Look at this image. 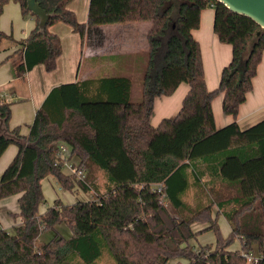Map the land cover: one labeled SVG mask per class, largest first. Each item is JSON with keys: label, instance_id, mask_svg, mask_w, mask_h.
Masks as SVG:
<instances>
[{"label": "trees", "instance_id": "16d2710c", "mask_svg": "<svg viewBox=\"0 0 264 264\" xmlns=\"http://www.w3.org/2000/svg\"><path fill=\"white\" fill-rule=\"evenodd\" d=\"M9 0H0V17ZM21 5L23 16L31 15L36 27L20 43L25 73L43 65L48 73L58 68L63 55L59 36L51 29L69 26L79 36L81 49L90 26L149 22L148 61L142 100L131 101L133 78L106 77L66 83L54 87L37 109L30 132L10 129V104L0 98V157L10 145L19 150L0 179V201L21 195L20 212L12 216L21 223L11 231L0 227V264H71L79 260L96 264L107 248L115 264H247L244 253L264 264V120L242 130L237 122L241 105L253 90V79L264 55V29L251 18L233 13L217 0H90L86 22L69 9L74 0H38L52 15L44 30L39 18ZM215 10L214 32L219 41L232 46V60L213 91L206 77L198 41L193 31L200 28L202 11ZM10 39L0 29V48ZM162 48L163 66L155 74ZM249 53L247 54V50ZM190 89L181 110L173 119L153 126L157 98L170 96L182 84ZM223 95V112L234 121L218 129L212 103ZM68 144L76 165L87 172L85 182L67 175L56 165L57 145ZM202 160L211 176L217 175L229 191L216 192L202 210L185 214V194L200 183ZM103 170L107 191L97 199L64 204L57 199L40 214L45 201L42 181L56 179L62 190L89 193L98 190L91 170ZM190 169L193 184L190 181ZM162 185L165 201L163 205ZM236 188V189H235ZM236 192L235 194L233 192ZM230 193V194H229ZM231 226L224 238L213 206ZM207 224L215 246L199 250L191 246L198 236L192 226ZM65 226L69 237L42 236ZM239 239L240 250H228Z\"/></svg>", "mask_w": 264, "mask_h": 264}, {"label": "crops", "instance_id": "0c3cea01", "mask_svg": "<svg viewBox=\"0 0 264 264\" xmlns=\"http://www.w3.org/2000/svg\"><path fill=\"white\" fill-rule=\"evenodd\" d=\"M214 17L215 10L213 7L204 9L201 14L200 28L193 31V37L198 41L201 48L206 85L211 91L219 87L222 71L232 60V46L221 43L214 32ZM138 23L145 22L90 26L87 30L83 49H81V42L79 45L80 64L77 69L75 82L97 80L106 77H131L128 73L133 71L137 66L135 56L146 52L148 55L147 34L151 24L148 22L150 25L146 28L139 25L123 24ZM117 25H123V29L122 27L120 29ZM35 27V18L23 16L21 5L17 1L9 0L4 5L0 17V29L10 39L4 40L0 48V98L3 102L10 104L11 115L13 112L16 117H26L24 121L29 123L26 129L21 130V126H15V124L10 126L11 130L19 128L20 134L24 136L29 134L36 111L41 107L50 91L54 87L66 84L56 83L47 75L55 73L58 68L52 73H48L43 65H38L31 71L21 74L18 71L19 66L25 62L24 48L20 43L29 37ZM110 27L114 29L112 35L105 32ZM54 33L59 36L62 42L64 54L65 43L63 36L61 32L57 31ZM96 33L100 34V38H94V34ZM189 89L188 84L182 83L172 95L157 98L154 114L151 119L152 125L156 127L162 120L176 117L181 110L183 100ZM23 99H26L28 103L19 104L17 102ZM222 105L223 95H220L212 103L216 127L218 129L234 121L232 116L224 114ZM25 107L28 112L27 115H23ZM262 120H264V55L258 67L257 75L253 79V90L248 94L246 102L241 105L237 122L240 128L245 130ZM18 150L17 145H10L0 157V179L5 169L17 155ZM195 164L197 170L204 174L203 178L209 184H221V179L217 175L211 176L207 171V165L202 160L196 161ZM20 197L21 195H14L0 201V227L2 229L11 231L21 223V218L15 219L12 216L20 212ZM231 209L232 204H227V207L223 210H219L217 205L213 206V217H217L224 238L229 237L232 229L223 212ZM40 214L43 213L40 212ZM192 228L195 233H198V236L191 240V245L196 241L200 247L207 245L215 246V234L213 231H207V224L197 222ZM236 241H238V247L233 248V244L228 250L241 249L240 240L237 239ZM168 264H188V262L185 260H174Z\"/></svg>", "mask_w": 264, "mask_h": 264}, {"label": "rangeland", "instance_id": "374dc122", "mask_svg": "<svg viewBox=\"0 0 264 264\" xmlns=\"http://www.w3.org/2000/svg\"><path fill=\"white\" fill-rule=\"evenodd\" d=\"M89 2L90 0H74L69 5V9L73 10L78 17L80 22H85L87 20L88 10H89ZM28 17H32L28 15ZM123 25H139L140 27H149V23H138V24H123ZM123 25H117L122 27ZM53 32H61L63 36V41L65 43V52L63 56L59 60L58 70L53 74H47L49 77L56 83H72L75 82L77 76V69L80 64V51H79V36L72 32L69 26L65 24H58L51 29ZM107 34L112 35L114 33V29L112 27L105 30ZM105 33V34H106ZM94 38H100V34H94ZM7 43V42H6ZM163 53L164 49L162 48L161 52L157 58V67L155 70V74L158 73L163 66ZM249 53V49L247 50V54ZM137 61L136 68L128 73L133 78V88L131 94V101L140 102L142 100V91H143V81L146 73V65L148 61L147 52L143 54H139L135 56ZM19 104L28 103L26 99L17 101ZM27 109L24 108L23 115H27ZM26 118V117H24ZM23 117H16L12 112L11 119L9 122V126L11 125H20L21 130L27 128V123L24 121ZM88 171L86 170V173ZM199 173V171H196ZM193 171L190 169V181L193 182ZM200 174V173H199ZM92 181L98 190L90 191L89 193H84L82 191H77L76 193H71L66 190H62L56 179L51 177L50 179H44L42 181V187L45 190V201L40 207V212H46L50 207L53 206L55 199H61L64 204H74L78 201H87L97 199L99 195H103L107 191V185H109V179L106 173L100 168L96 167L91 170ZM236 189V188H235ZM229 191L228 183L224 185H211L209 184L205 178L201 177L200 183L197 185H192L191 189L185 194L184 201L187 204V208L185 209V214H193L204 207L208 206L216 192H224L227 193ZM236 193L235 191L233 192ZM230 194V193H229ZM213 196V197H212ZM163 205L167 208H170L167 201L163 203ZM59 231H54L42 236L40 241H48L53 237H69L70 232L65 226H61L58 228ZM211 235V234H210ZM238 241H235L233 248L238 247ZM195 249L199 250L200 245L194 241L192 245ZM232 249V248H231ZM81 263L79 260L73 261L71 264ZM96 264H115L114 259L112 258L109 250L107 248L103 249L102 256L96 261Z\"/></svg>", "mask_w": 264, "mask_h": 264}, {"label": "water", "instance_id": "95a60500", "mask_svg": "<svg viewBox=\"0 0 264 264\" xmlns=\"http://www.w3.org/2000/svg\"><path fill=\"white\" fill-rule=\"evenodd\" d=\"M27 10L39 18V28L44 30L52 15L47 13L38 3V0H26ZM224 4L233 13L251 18L264 29V0H217ZM0 120V133L3 131Z\"/></svg>", "mask_w": 264, "mask_h": 264}, {"label": "built area", "instance_id": "2783aa9c", "mask_svg": "<svg viewBox=\"0 0 264 264\" xmlns=\"http://www.w3.org/2000/svg\"><path fill=\"white\" fill-rule=\"evenodd\" d=\"M71 153L72 149L68 144L64 142L58 143L56 152V165L61 166L65 174L75 176L76 180L79 182H85L87 177L86 169L78 168L76 165V159L72 158ZM157 188L158 192L162 193L161 201L163 203L166 197L163 186L159 185ZM243 256L247 259V264H252L258 260V258L251 253H244Z\"/></svg>", "mask_w": 264, "mask_h": 264}]
</instances>
